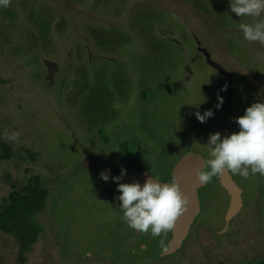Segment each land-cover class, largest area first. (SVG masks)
<instances>
[{
	"label": "rangeland",
	"instance_id": "1",
	"mask_svg": "<svg viewBox=\"0 0 264 264\" xmlns=\"http://www.w3.org/2000/svg\"><path fill=\"white\" fill-rule=\"evenodd\" d=\"M213 2L212 13L190 0H10L0 7V135L38 153L34 163L10 162L19 167L11 176L21 183L40 173L50 188L35 218L41 231L22 249L26 259L17 256L14 236L0 232V264H264V176L214 177L200 188L202 208L182 246L160 256L172 231L153 237L130 229L115 203L120 193L107 192L117 183L86 164L76 142L115 173L143 169L165 181L186 151L210 158V133L239 131L234 118L264 100V45L239 30L253 18L231 13L229 0ZM36 19L49 20L45 37ZM44 59L57 64L51 82ZM214 63L232 73L225 105L228 79ZM211 107L215 115L190 130L199 122L195 111ZM231 181L242 207L227 221L239 206Z\"/></svg>",
	"mask_w": 264,
	"mask_h": 264
},
{
	"label": "clouds",
	"instance_id": "2",
	"mask_svg": "<svg viewBox=\"0 0 264 264\" xmlns=\"http://www.w3.org/2000/svg\"><path fill=\"white\" fill-rule=\"evenodd\" d=\"M9 3L10 0H0V7H7ZM229 8L231 13L241 18H253L251 23L238 25L243 39L264 45V0H229ZM222 91H227V85ZM217 99L216 108L219 109L224 98L218 95ZM205 100L189 105L198 106ZM194 114L201 123L215 115L212 109L203 113L197 109ZM234 120L239 131L228 135L219 131L209 134L206 145L210 158L203 161L204 170H196L200 184H207L225 172L244 179L256 174L264 176V100L258 99ZM100 175L104 181L112 179L117 183V192L120 193L117 199L120 201L122 219L130 229L138 233H150L153 237H159L172 231L177 218L188 204V198L182 192L175 175L171 182L164 183L150 174L143 184L139 181L121 182L126 175L124 168H121L119 176L110 177V170Z\"/></svg>",
	"mask_w": 264,
	"mask_h": 264
},
{
	"label": "trees",
	"instance_id": "3",
	"mask_svg": "<svg viewBox=\"0 0 264 264\" xmlns=\"http://www.w3.org/2000/svg\"><path fill=\"white\" fill-rule=\"evenodd\" d=\"M190 1L196 4L197 7L200 10L204 11L205 13L210 12L209 4L215 3L213 2V0H190ZM221 1L225 2L226 0H221ZM213 10H214V7H213ZM213 10L210 13H212ZM4 11L8 15L10 16L12 15V12H9L7 10H4ZM33 13L34 12H30L31 17L32 16L34 17L35 14ZM35 21L36 23L39 24V31L45 37V34L48 32V28H49V20L43 21L42 24H41V21H39L38 19H36ZM207 26L210 27L209 24ZM210 29L212 28L210 27ZM107 33L108 34L106 35V37H109L111 35V32L107 31ZM112 33H115V32L113 31ZM101 39L102 38L97 39L96 42L101 44L100 42ZM107 93L108 92H104V96ZM109 96L110 97L107 99L105 98L104 101H108L112 99L111 98L112 96L110 95V93H109ZM109 109L112 111V114L115 113V108L113 106L109 105ZM99 135H100L101 141H103L104 143L110 142L109 137L107 136V132L101 130L99 132ZM25 136L27 138L28 134ZM77 141L78 143L80 142L79 139ZM116 146L118 147V150H121L122 152H124L125 159L129 161L127 157V153H126L127 148L125 146V143L120 142ZM80 147L83 150L82 151L83 154L84 153L87 154L86 149L88 148L86 146H83L84 149L82 148V146ZM88 150L91 153L93 152L91 151V149H88ZM93 153L94 154L92 155L94 156V158L97 159V161H101V159L95 154V152ZM37 154L38 153H36L33 149H30L26 146H21V144L18 143V141L12 140L10 143V141H8L2 135H0V188L2 190L5 184L7 185L9 184L8 187L10 188V190H6V191L3 190V193H0V232L7 233L9 235L14 236L19 246V249L16 253H17V256L20 257V259L22 260L26 259L25 255L21 254V252L23 251L22 249L28 250L31 247V245L36 241L41 231V229L38 227V224L35 218L38 216V213L44 208V205L50 195V188L47 182H45L42 176H40V173H36V172L29 174L28 177H25L27 179H25L21 183H17V180L20 182V180H22L23 177L19 176L18 178H16L17 180L13 179L11 176V174H13V170L17 172L19 167H16L14 165L13 169H10L9 163L12 161H18V160L24 161V163L26 162L34 163V161L36 160ZM101 170H102L101 165H98L96 171L101 173L100 172ZM110 177L112 176L110 175ZM107 192L109 194H116L117 187L113 188L112 190H108ZM115 203H116V206L117 205L119 206L120 201L116 199ZM223 232L224 231H220L219 233H223ZM219 233L216 235H220ZM161 256H164V255H161Z\"/></svg>",
	"mask_w": 264,
	"mask_h": 264
},
{
	"label": "water",
	"instance_id": "4",
	"mask_svg": "<svg viewBox=\"0 0 264 264\" xmlns=\"http://www.w3.org/2000/svg\"><path fill=\"white\" fill-rule=\"evenodd\" d=\"M199 48L201 51L207 55V58L209 61L214 62L211 60L210 53L200 45L198 42ZM44 64L47 67V77L50 82L53 80L54 74L57 70V64L52 60L44 59ZM215 64V63H214ZM213 64V65H214ZM219 69L218 71L221 72L223 75H225L228 79L229 83V93L224 101V105L228 103V101L233 96V90H234V81L232 78V75L230 72L223 69V67L220 64H215ZM89 160L86 161V164H91L92 161L94 163H97L96 159H93V156L91 153L88 152ZM204 157L199 152L189 151L184 153L179 160L175 163L171 170V178L175 175L176 179L179 181L180 188L182 192L187 196L188 198V204L186 205L185 211L177 218L174 229L172 230V233L170 234V239L168 240L167 247L163 249L161 252V255H168L176 252L183 244L184 240L186 239L190 225L192 224L194 218L200 213L202 208V203L200 199V188L205 186L206 184H200L196 177V170L197 169H203V161ZM93 163V164H94ZM97 167L98 165H94ZM108 171L106 167L102 168L101 173ZM111 176H119L120 174H117L110 170ZM148 173L146 171H136L133 173H129L123 176L121 182H135L139 181L141 184L145 182V180L148 177ZM231 178V177H230ZM172 180V179H171ZM169 181H162L164 183H169ZM232 182V181H231ZM233 187L236 189V193L238 195L239 199V206L238 208L227 215V221L231 220L241 209V203H240V188L236 185V183L232 182Z\"/></svg>",
	"mask_w": 264,
	"mask_h": 264
},
{
	"label": "flooded vegetation",
	"instance_id": "5",
	"mask_svg": "<svg viewBox=\"0 0 264 264\" xmlns=\"http://www.w3.org/2000/svg\"><path fill=\"white\" fill-rule=\"evenodd\" d=\"M148 98V96H147V93L146 92H144V95H143V99H147ZM210 109H212L213 110V107H211ZM197 124H202L200 121L198 122V123H193V124H191V129L190 130H192L194 127H196V125ZM77 143H78V141H76ZM80 146H82V144L79 142L78 143ZM83 147V146H82ZM83 149H84V147H83ZM88 152H90L88 149H86ZM187 152V151H186ZM185 152V153H186ZM189 152V151H188ZM195 152V151H194ZM91 153V152H90ZM85 154V156H84V159H85V162L86 161H88L89 160V156H88V153L86 154V153H84ZM91 154H94L93 152L91 153ZM93 159H94V156H93ZM97 160V159H96ZM94 161H92V163L90 164V166H94V165H101V167L103 168L104 166H106L102 161H98L97 163H94ZM106 169L107 170H111V171H113L111 168H109L108 166H106ZM102 171V170H101ZM100 171V172H101ZM138 171H146V170H143V169H140V170H138ZM113 172H115V171H113ZM99 173V172H98ZM149 173V172H148ZM170 173L171 172H169V175H167V176H169V179L168 180H171L172 178L170 177ZM100 174V173H99ZM166 181V180H165ZM193 223V222H192ZM192 225V224H191ZM191 225H190V227H191ZM189 231H190V228H189ZM161 256V255H160Z\"/></svg>",
	"mask_w": 264,
	"mask_h": 264
}]
</instances>
